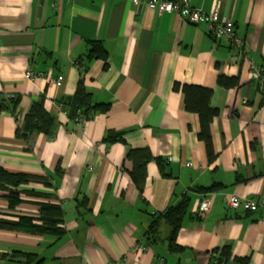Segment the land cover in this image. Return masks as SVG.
I'll return each mask as SVG.
<instances>
[{
  "label": "crops",
  "instance_id": "1",
  "mask_svg": "<svg viewBox=\"0 0 264 264\" xmlns=\"http://www.w3.org/2000/svg\"><path fill=\"white\" fill-rule=\"evenodd\" d=\"M189 3L231 20L243 52L211 37L205 24L129 0H0V99L19 98L14 113L0 112V168L49 182L18 192L51 195L20 194L22 202L10 209L0 191V221L36 220L44 202L61 207L64 231L55 239L0 228V264H26L14 254L32 255L27 264H210L209 253L226 246L232 257L264 264V0ZM93 42L105 61L87 58ZM250 60L262 69L260 80L252 79ZM27 71L42 75L29 80ZM58 77L63 81L55 86ZM219 78H236L237 85L226 88ZM80 79L92 103L109 110L78 125L60 101L74 95ZM175 84L212 92L213 162L198 139L199 117L185 110ZM41 96L55 120L54 136L18 138ZM107 132L122 141L103 142ZM141 149L153 160L139 193L127 154ZM213 185L219 189L203 191ZM229 195L256 202L258 210L229 209ZM185 196L189 217L176 237L184 251H168L163 220L158 242L148 245L150 224ZM205 198L210 208L200 213Z\"/></svg>",
  "mask_w": 264,
  "mask_h": 264
},
{
  "label": "trees",
  "instance_id": "2",
  "mask_svg": "<svg viewBox=\"0 0 264 264\" xmlns=\"http://www.w3.org/2000/svg\"><path fill=\"white\" fill-rule=\"evenodd\" d=\"M105 57L101 45L93 42L87 58L89 60L103 59L105 61ZM76 64L81 70V73L85 71L83 62H77ZM218 82L226 88L235 87L237 85L236 78H219ZM173 90L176 92L180 91L183 94L185 110L198 115L200 122L198 139L205 145L207 159L209 162H213L215 155L211 144L209 126L213 118L217 116V111L209 106V101L212 95L211 90L197 86L178 84L174 85ZM18 101V97L9 100L1 98L0 112L10 110L14 113ZM60 104L68 117L76 122L81 119L84 121L91 120L94 116L106 113L109 110V105L107 104L92 103L90 94L85 91L82 79L79 80L74 95L62 99ZM43 105L44 96H41L39 101L34 102L31 105L29 112L23 119L22 126L16 130V136L18 138L27 141L33 133H40L49 137L54 136L55 120L46 112ZM120 141H122V135L114 132H107L103 137V142L107 144ZM127 159L131 160L133 164V169L129 173L130 179L139 193H142L146 178V167L147 164L153 160V157L146 149H141L130 150L127 154ZM35 182H42L43 185L49 186V182L45 179L25 174H11L0 168V191L7 192L5 199L10 209H14L22 202L19 197L20 194L41 199L51 198V195L49 194L35 193L33 191H17L20 186ZM218 189L219 188H217L216 185H213L203 191L206 194H211ZM189 203L190 199L185 196L178 203L168 207L164 212L160 213L147 229L145 234L147 244L153 245L158 242L157 232L159 222L160 220H163L170 228L166 240L168 243V251L170 253L184 251L182 247L176 244V237L179 229L182 227L183 221L189 217ZM38 206L40 208L38 219L33 220L32 218L22 217L15 222L0 221V228L27 234L50 236L59 239L64 234L63 229H61V226L63 225V212L61 207L44 202L39 203ZM13 256L24 257L26 264L30 261H34L32 255L14 254ZM209 259L210 264H248V258L232 257L231 248L229 246L223 247L219 250H213L209 253Z\"/></svg>",
  "mask_w": 264,
  "mask_h": 264
},
{
  "label": "built area",
  "instance_id": "3",
  "mask_svg": "<svg viewBox=\"0 0 264 264\" xmlns=\"http://www.w3.org/2000/svg\"><path fill=\"white\" fill-rule=\"evenodd\" d=\"M134 5L146 6L150 10H155L159 13H176L182 19L191 24H205L208 33L211 37L216 39H226L232 46H234L239 52H243L244 41L237 37L234 31V25L231 20L225 17H221L218 11L206 14L201 10H197L190 6L189 0H129ZM249 70L252 79L260 80L262 69L255 64L252 60L249 62ZM42 74L27 71L25 78L29 80H35ZM63 81L62 77H58L55 80H51L55 86H60ZM12 96H7L6 99H13ZM83 120H78V125ZM210 200L204 199L199 205V212L205 213L210 208ZM226 205L231 210H241L248 213H254L258 210L256 202L251 200H245L239 196L229 195L226 198ZM215 264V263H211Z\"/></svg>",
  "mask_w": 264,
  "mask_h": 264
}]
</instances>
